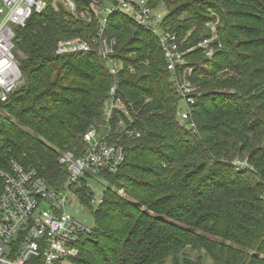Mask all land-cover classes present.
I'll return each instance as SVG.
<instances>
[{
	"label": "trees",
	"instance_id": "trees-1",
	"mask_svg": "<svg viewBox=\"0 0 264 264\" xmlns=\"http://www.w3.org/2000/svg\"><path fill=\"white\" fill-rule=\"evenodd\" d=\"M173 2L166 21L181 36L191 30L188 46L209 34L207 11L220 17L215 53L185 56L200 93L195 129L178 120L156 37L128 17L114 13L106 25L123 60L119 91L128 108L107 124L112 77L104 60L95 50L55 52L59 39L92 34L95 20L85 26L47 6L17 32L23 83L0 103V167L10 158L31 164L61 189L67 170L57 157L81 149L89 127L125 151L120 169L104 175L112 188L95 208L84 181L75 185L72 211L90 212L93 225L74 264H201L187 248L203 250L211 264H264V0Z\"/></svg>",
	"mask_w": 264,
	"mask_h": 264
},
{
	"label": "built area",
	"instance_id": "built-area-1",
	"mask_svg": "<svg viewBox=\"0 0 264 264\" xmlns=\"http://www.w3.org/2000/svg\"><path fill=\"white\" fill-rule=\"evenodd\" d=\"M90 1L93 8L84 0H0V103L23 83L16 57L18 30L26 26L33 14H40L50 6L85 26L95 20L92 34L59 39L55 52L73 54L95 50L112 77L103 103L104 122L107 124L115 112L128 115L119 91L123 60L117 54V38L106 31L109 16L119 13L156 37L170 73L171 88L179 97L178 120L195 129L191 107L200 93L188 78L192 68L186 66L185 56L197 49L206 57L215 53L221 46L217 42L218 21L208 22L209 34L188 46L189 33L181 36L172 31L166 21L168 3L173 0ZM161 4L165 12L157 9ZM129 70L133 71V68ZM106 136L108 134H100L96 126H91L82 134L81 149L60 151L57 161L67 170L61 189L48 184L31 164L10 158L6 166L0 167V264H74L78 240L92 231L72 211L75 185H81V178L115 174L125 159L123 146L108 141ZM82 185L88 187L85 182ZM89 200L96 205L92 194ZM101 201L102 197L98 204Z\"/></svg>",
	"mask_w": 264,
	"mask_h": 264
},
{
	"label": "rangeland",
	"instance_id": "rangeland-1",
	"mask_svg": "<svg viewBox=\"0 0 264 264\" xmlns=\"http://www.w3.org/2000/svg\"><path fill=\"white\" fill-rule=\"evenodd\" d=\"M175 1L176 0H174L172 5H175ZM157 9L162 11V12H165V10H166L163 4L159 5ZM208 10H210V9H208ZM214 12L215 11H213L212 9H211V11H207V15H208L209 20L206 22V24L210 21H211V23H214L216 21L220 22L219 15L217 13H214ZM181 16L184 18V17H187V14L183 13ZM0 20H1V16H0ZM190 32H191V30L189 29L186 32V34L190 33ZM146 101H149V99H146ZM103 103H104V101H103ZM81 180L86 183V185L88 186V188L92 192V197L96 200V205H94V208L98 205V202L101 199L105 189L106 188H112L111 184L108 181H106V179H104V176L92 175L89 178L88 177L87 178H81ZM80 186L81 185H79L78 187H80ZM115 190L121 196H125L124 191L122 189H117L115 187ZM78 218L88 225H93V219H92V215L90 212H83L82 214L78 215ZM185 251L188 255H190V257L194 261L197 260L198 257H200L201 258V264H211V259L203 250H192L190 248H187ZM164 264H171L170 259L167 260Z\"/></svg>",
	"mask_w": 264,
	"mask_h": 264
},
{
	"label": "water",
	"instance_id": "water-1",
	"mask_svg": "<svg viewBox=\"0 0 264 264\" xmlns=\"http://www.w3.org/2000/svg\"><path fill=\"white\" fill-rule=\"evenodd\" d=\"M91 8H93L92 7V3H91V1L90 0H84Z\"/></svg>",
	"mask_w": 264,
	"mask_h": 264
}]
</instances>
